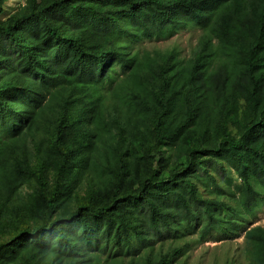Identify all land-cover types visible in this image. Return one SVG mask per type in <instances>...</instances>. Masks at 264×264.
Returning a JSON list of instances; mask_svg holds the SVG:
<instances>
[{"label": "trees", "instance_id": "trees-1", "mask_svg": "<svg viewBox=\"0 0 264 264\" xmlns=\"http://www.w3.org/2000/svg\"><path fill=\"white\" fill-rule=\"evenodd\" d=\"M188 24L202 30L188 71L171 74L170 60L155 61L146 84L132 83L133 110L149 121L140 138L147 175L130 187L127 157L118 154L110 188L89 186L63 215L90 166L113 65L140 69L125 42L170 36ZM49 108L50 124L39 120ZM211 108L219 116L213 145L207 129L199 138L185 135L186 166L161 176L157 150ZM174 117L182 122L170 131ZM37 127L45 129L37 144L45 157L37 155L31 172L34 209L10 215L0 205V264L138 254L151 231L166 223L169 213L157 202L170 194L184 210V226L194 221L201 236L212 234L219 225L214 218L223 223L214 198L232 175L240 181L237 197L231 194L237 210L252 215L264 202V0H24L0 19V135L16 143ZM119 134L124 138L122 125ZM199 187L214 197H201ZM244 243L249 264H264V227L248 228Z\"/></svg>", "mask_w": 264, "mask_h": 264}, {"label": "rangeland", "instance_id": "rangeland-1", "mask_svg": "<svg viewBox=\"0 0 264 264\" xmlns=\"http://www.w3.org/2000/svg\"><path fill=\"white\" fill-rule=\"evenodd\" d=\"M23 3L24 0H5L0 19L6 18ZM201 34V29L188 24L170 36L144 38L140 42H125L131 58L140 64V69L132 73L119 63L113 65V70L110 72L111 89L107 90L108 82L104 84L103 102L96 122L99 128L98 139L90 159V166L87 172L81 175L70 202L62 206L63 215H68L76 207L77 201L85 195L89 186H93L95 190L110 188L118 154H125L127 157L129 186L133 189L139 186V182L147 175L149 168L140 143L142 135L149 133V121L148 117L138 110L139 108L136 109L137 113L133 110L137 107L138 97L132 83L146 84L155 61L170 60V65L175 67L171 74H175V70L188 71L199 50ZM132 98L136 101L134 106L130 102ZM218 117L216 108L204 110L196 125L185 128L176 139L157 150L155 158L163 163L161 176L168 177L171 172L179 171L186 166L188 151L184 141L185 135L199 138L204 129H207L206 135L212 137L209 145H213L218 138L216 131ZM52 119L54 113L51 108L47 111L44 109L39 117L40 121L47 120L49 124ZM181 122V119L174 117L169 130H173ZM121 125L125 131L124 138L119 134ZM230 128L236 130L235 126ZM44 130V127L33 129L22 140L16 142L18 144L0 135V205L10 215L14 213L16 215L19 211H25L27 214V211L34 209L31 206L33 202L35 203L36 193L31 172L37 164V155H42L40 158L45 157L44 148L37 145ZM34 144L39 147V153L36 152ZM20 146L25 150V156L22 155ZM231 177L233 179L231 185L220 183L222 190L214 198L222 205L220 217L223 219L221 224L220 218H214L217 221L219 219L216 232L201 236L199 227L201 224H194V221L190 226H184V210L179 207L180 204L176 202L173 194L167 197L165 195L164 199L157 203L164 208L162 212L169 213L168 222L164 224L161 221L159 230L151 231L143 246L137 249L138 254L127 257L112 256L110 259L109 253L104 255L98 253L94 256L90 255L87 259L84 257L86 260L79 264H249L244 234L248 228L258 225L264 227V202L255 208L252 215L242 217L237 210L236 200L231 197L232 193L237 197V185L240 181L235 175ZM197 191L201 197H210V199L214 197L213 193L210 194L201 187L197 188ZM238 217L240 221H237ZM130 236L134 241L132 231ZM76 263L78 264L77 260L65 262V264Z\"/></svg>", "mask_w": 264, "mask_h": 264}]
</instances>
